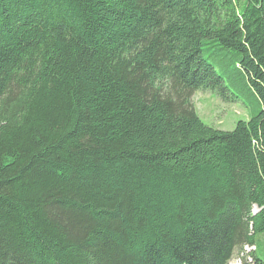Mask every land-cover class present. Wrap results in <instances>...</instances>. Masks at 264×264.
Instances as JSON below:
<instances>
[{"label":"trees","instance_id":"16d2710c","mask_svg":"<svg viewBox=\"0 0 264 264\" xmlns=\"http://www.w3.org/2000/svg\"><path fill=\"white\" fill-rule=\"evenodd\" d=\"M197 90L254 111L216 130ZM263 241L264 0H0V264H264Z\"/></svg>","mask_w":264,"mask_h":264},{"label":"rangeland","instance_id":"374dc122","mask_svg":"<svg viewBox=\"0 0 264 264\" xmlns=\"http://www.w3.org/2000/svg\"><path fill=\"white\" fill-rule=\"evenodd\" d=\"M239 95L240 98H243L248 103V109H245L242 102H225L218 94L203 90H197L194 93L192 103L198 116L207 126L219 131L230 132L235 129L238 122L246 121L249 118V114L254 111L251 98L245 97L240 93ZM259 248L258 253L264 261V244ZM254 252L255 248L245 246L243 249L237 250L229 264H244V261L252 264L254 261L251 255Z\"/></svg>","mask_w":264,"mask_h":264},{"label":"water","instance_id":"95a60500","mask_svg":"<svg viewBox=\"0 0 264 264\" xmlns=\"http://www.w3.org/2000/svg\"><path fill=\"white\" fill-rule=\"evenodd\" d=\"M258 211H255V213H257Z\"/></svg>","mask_w":264,"mask_h":264}]
</instances>
